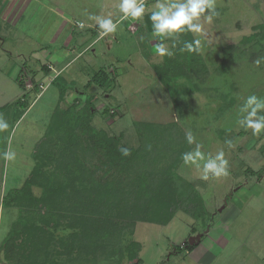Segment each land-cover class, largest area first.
<instances>
[{"label": "rangeland", "instance_id": "rangeland-1", "mask_svg": "<svg viewBox=\"0 0 264 264\" xmlns=\"http://www.w3.org/2000/svg\"><path fill=\"white\" fill-rule=\"evenodd\" d=\"M46 1L0 0V116L10 126L0 132V153H15L11 162L0 158V264H264V133L236 123L244 97L264 96V0H215L220 15L205 26L203 53L179 51L193 39L186 32L168 41L176 44L171 58L156 55L148 14L155 0H147L142 20H125L79 59L70 39L98 29L57 35L59 9L86 21L89 13L115 18L119 0ZM64 49L69 58L46 70L39 53L54 58ZM99 70L108 80L91 84ZM87 123L118 150H137L134 162L124 168L97 151ZM188 129L203 151L224 150L227 177L203 181L183 165ZM38 152H50L31 188L43 200L10 203ZM97 185L111 189L102 218L76 210L96 198ZM155 210L166 223H156ZM84 219L100 220L83 232Z\"/></svg>", "mask_w": 264, "mask_h": 264}, {"label": "clouds", "instance_id": "clouds-1", "mask_svg": "<svg viewBox=\"0 0 264 264\" xmlns=\"http://www.w3.org/2000/svg\"><path fill=\"white\" fill-rule=\"evenodd\" d=\"M118 15L113 18L109 13L106 16L89 13L87 19L93 22L98 29V38L103 39L110 34L117 33L121 24L128 19L142 20L147 11V0H119ZM149 14L152 35L157 38L155 43L156 55L163 57H173L171 48L176 47L173 43L171 48L169 40L179 41L183 33H192L193 39L182 40L180 52L201 54L208 43V31L206 25L213 23L214 19L220 15L217 11L215 0H155ZM77 27L84 29L83 20L77 21ZM264 59V58H262ZM254 63L259 66L261 59ZM236 123L244 130H250L254 136L264 133V96L255 93L249 94L242 99L237 107ZM9 123L0 116V132L9 129ZM185 142L190 146L189 150L181 153L180 159L185 166L197 169L199 178L207 181L210 178L219 179L227 177L229 173V160L225 158L223 149L218 150L214 155L203 151L204 144L197 140L191 129L185 132ZM229 147H233L232 140H226ZM194 147H191L193 146ZM123 156L130 155V149L120 148ZM0 158L5 161L15 160V153L4 151L0 153Z\"/></svg>", "mask_w": 264, "mask_h": 264}, {"label": "trees", "instance_id": "trees-1", "mask_svg": "<svg viewBox=\"0 0 264 264\" xmlns=\"http://www.w3.org/2000/svg\"><path fill=\"white\" fill-rule=\"evenodd\" d=\"M47 70V69H46ZM165 76V75H164ZM108 77V75L105 73V71L103 70H99L96 74H94L92 76V79H91V84H98L99 82L101 81H104L106 80ZM163 77V76H161ZM102 78V79H101ZM101 79V81H100ZM58 80H59V77H56L52 83L53 84H58ZM108 80V79H107ZM19 86L22 84V82H20V80L18 78H16L15 80ZM165 84H167L165 82ZM59 85V84H58ZM86 87H89V84L86 85ZM61 94H63L64 92V89H61ZM63 96V95H62ZM4 108V107H3ZM3 108H0V111L1 109ZM86 109V107H85ZM67 114H71V113H74V109H68ZM86 114V111L84 110L82 112V115H85ZM87 127L89 126V124L87 123L86 125ZM88 129V132L89 134L92 136V137H95L96 139L94 138H91L92 140V143L95 147V149L98 151H101L104 153V155L108 156V153L110 154V158L111 160L113 161L114 159L115 160H118V161H122L123 162V165H124V168H127L128 167V164L129 163H132L134 162V159L136 158L135 155L137 154V150H130V155L128 156H123L120 152V149L118 150L116 148V145L115 143H113L112 140H109L105 137V135L103 133H97L93 128H91L90 126L87 128ZM47 144H41V147L45 146ZM48 155H50V152H46V154H42L41 152H38L36 154V158L38 161V164L36 165V167L33 169V171L31 172V174L29 175V177L27 178V180L24 182L23 186L20 188V189H16V190H11L10 193H8L7 197H11L12 200L10 201V203H14L16 202L17 200H20V201H25L26 203H28V205L32 206V205H35L36 203H39L41 200H43V197L41 198H34V196L31 194V188L32 186L36 185L37 183L35 182V180L41 175V168H39V166L41 165V163H43L45 161V159H49L48 158ZM72 177V176H71ZM70 180V179H69ZM67 179V182L69 181ZM60 182H66L64 180L60 181ZM108 183V182H107ZM40 185V184H39ZM98 186V189H96V198H93L92 200H88L89 201V204L87 203H84L82 205H78L76 208V210L78 212H85L86 214H88L89 216H92L93 214L95 215H100V217H105L106 216V213L107 211L105 210L106 208V196L107 194L111 193V189L109 188H106L105 186ZM111 188V187H110ZM61 189V193H64L63 192V188H60ZM43 192H44V199L45 197H47V195H49V191L48 188L46 186L43 187ZM162 211H153L152 213V217L154 218H157V221L156 223H166L165 222V217H162V219L158 218V217H161L162 215ZM164 218V219H163ZM89 219V218H88ZM88 219H84L83 222H80L79 226L81 227L82 231L83 232H87V231H84L83 227L85 224H88V222L90 221V224H93V225H98V220L100 219H97V220H94L92 223H91V220H88ZM101 223H106V222H102ZM88 229V226H85V230ZM103 229V228H101ZM99 232H102V231H99ZM96 234H98V232H95ZM96 237H93L92 236V239H94ZM91 239V240H92ZM90 240V241H91ZM194 248L193 247H186V250H188L189 252H191ZM133 257V256H132ZM133 259V258H132ZM140 260H137V262L135 264H140Z\"/></svg>", "mask_w": 264, "mask_h": 264}, {"label": "crops", "instance_id": "crops-1", "mask_svg": "<svg viewBox=\"0 0 264 264\" xmlns=\"http://www.w3.org/2000/svg\"><path fill=\"white\" fill-rule=\"evenodd\" d=\"M46 2H50V0H47ZM42 3V2H41ZM42 4H45V3H42ZM56 6H59L57 3H55ZM38 6V5H37ZM36 8H39L37 7ZM59 9V8H58ZM35 10V9H34ZM34 12V11H33ZM59 14H60V17H61V22H60V31L57 33L60 34L61 33V30H64L65 28L67 29H77V21H80V20H83L84 23H85V27H87L88 29H97L95 26H90V25H93V22L92 21H86L85 18H82V17H79V16H76V15H71V14H76L74 9H71L69 10V12L65 11V10H62L61 8L59 9ZM75 16V17H74ZM79 29V28H78ZM72 32V31H70ZM74 34V32H72ZM77 37V42H75L73 39H70L71 40V45H75L71 51V53L73 52H76L77 51V58H74V59H79L81 58V56H83V54L88 50L87 48L90 47L92 48V45H95L96 43H98V41H101L100 38H98V32H89V33H86V34H78ZM94 38V40L91 42V43H88V45L82 49V50H78V47L79 46H84L88 41H91V39ZM105 38V37H104ZM89 48V49H90ZM66 50H61V55H59V53H57L54 58H52L50 56V54L47 52V51H42V53H39L41 56H42V61L43 63H41L42 65H45L46 64H49L48 66H46V69L47 67H56L58 66L59 64L63 63L66 61L67 58H69L70 54L69 53H64ZM35 55H38V54H35ZM32 56V59H36L34 58V56ZM72 59V60H74ZM72 60H70L66 65L70 64L71 62H73ZM37 61H40V60H37ZM65 65V66H66ZM64 66V67H65ZM45 77L49 76V73L46 71L45 73Z\"/></svg>", "mask_w": 264, "mask_h": 264}, {"label": "built area", "instance_id": "built-area-1", "mask_svg": "<svg viewBox=\"0 0 264 264\" xmlns=\"http://www.w3.org/2000/svg\"><path fill=\"white\" fill-rule=\"evenodd\" d=\"M49 69L53 71V73H55L54 69L51 66L49 67ZM40 88H44V86L40 84Z\"/></svg>", "mask_w": 264, "mask_h": 264}]
</instances>
